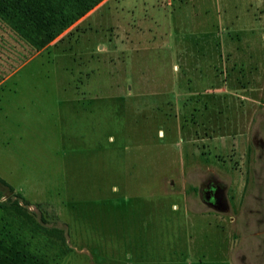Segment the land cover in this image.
<instances>
[{"label":"rangeland","instance_id":"1","mask_svg":"<svg viewBox=\"0 0 264 264\" xmlns=\"http://www.w3.org/2000/svg\"><path fill=\"white\" fill-rule=\"evenodd\" d=\"M0 179L26 264H264V0H103L38 52L0 20Z\"/></svg>","mask_w":264,"mask_h":264},{"label":"trees","instance_id":"2","mask_svg":"<svg viewBox=\"0 0 264 264\" xmlns=\"http://www.w3.org/2000/svg\"><path fill=\"white\" fill-rule=\"evenodd\" d=\"M103 0H0V20L32 50L38 52L56 39L63 31L91 11ZM0 185L10 193L13 189L0 179ZM17 199H24L15 195ZM17 215L31 224L32 231L59 241L64 251L63 231L57 228H44L35 222L22 208L18 200L10 203ZM8 248V249H7ZM0 255V264H26L24 255L15 246L7 247Z\"/></svg>","mask_w":264,"mask_h":264},{"label":"flooded vegetation","instance_id":"3","mask_svg":"<svg viewBox=\"0 0 264 264\" xmlns=\"http://www.w3.org/2000/svg\"><path fill=\"white\" fill-rule=\"evenodd\" d=\"M217 182L209 181L204 185L202 191V202L208 209L219 213H226L229 211L226 198Z\"/></svg>","mask_w":264,"mask_h":264},{"label":"crops","instance_id":"4","mask_svg":"<svg viewBox=\"0 0 264 264\" xmlns=\"http://www.w3.org/2000/svg\"><path fill=\"white\" fill-rule=\"evenodd\" d=\"M173 209H176V208H173ZM186 212H190V211H188V210H185Z\"/></svg>","mask_w":264,"mask_h":264}]
</instances>
